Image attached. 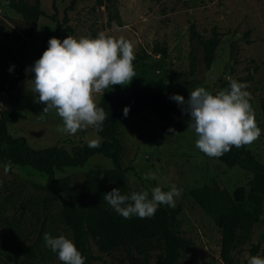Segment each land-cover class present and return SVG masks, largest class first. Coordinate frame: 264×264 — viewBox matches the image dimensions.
I'll use <instances>...</instances> for the list:
<instances>
[{
  "label": "rangeland",
  "instance_id": "1",
  "mask_svg": "<svg viewBox=\"0 0 264 264\" xmlns=\"http://www.w3.org/2000/svg\"><path fill=\"white\" fill-rule=\"evenodd\" d=\"M16 1L0 0V58L6 65L0 67V82L4 85H8L21 65L34 61L42 53V39L48 31H55L51 37L60 40L68 35L77 39L81 36L95 38L100 33L124 37L133 44L137 76L126 86L116 85L114 91L130 105L134 94L150 77L163 82L166 90L186 85L188 96L198 87L215 95L227 89L225 84L230 80L247 82L246 90L251 93L250 103L262 134L245 148L264 164L261 107L264 97V0H113L117 12L114 19L109 18L104 5H97L94 0L78 1L73 10H67L71 0H40L46 14L54 15L57 21L40 16L28 38L22 31L28 23L16 11ZM65 15L67 21L63 22ZM191 23L204 36H209L212 30L220 34L209 68L204 65L199 43L189 37ZM191 50L196 58L193 73H190ZM254 66L257 69L254 70ZM30 69L24 70L25 76L15 89L0 93V110L9 114L6 124L10 135L24 136L35 149L54 145L67 150L95 137L91 127L75 135L58 131L63 121L55 110L40 118L45 105L36 102L30 90L35 76ZM250 72L251 79L243 80ZM99 97L93 94L97 102ZM187 125L188 120L161 121L151 108L136 115L123 114L118 121L121 165L126 169L125 180L130 194L147 190L150 198L151 189L156 186L163 191H169L172 186L183 189L175 198V207H168L178 210L177 228L192 243L184 251L180 264H223L221 230L193 200L190 190L213 179L220 188L231 192L236 186H248L252 173L238 166H227L202 153L195 146V132ZM109 167L110 160L96 153L83 166L56 171L55 176H68L69 184L73 185L79 183L86 172ZM152 175L154 179H145ZM46 178L29 166H14L5 174L0 164V264H19L14 259L23 256L17 248L18 243L34 247L32 264H62L57 254L45 246L44 234L72 238L59 219V199L44 202L47 192L41 186ZM256 245V251L251 254L250 249ZM89 249L94 256L91 264H143L141 256L135 252L133 258L122 248L104 252L91 239ZM157 253V250L149 253L147 264H158ZM257 255L264 257V207L251 227L249 239L237 244L231 252L235 264H247L250 256Z\"/></svg>",
  "mask_w": 264,
  "mask_h": 264
},
{
  "label": "trees",
  "instance_id": "2",
  "mask_svg": "<svg viewBox=\"0 0 264 264\" xmlns=\"http://www.w3.org/2000/svg\"><path fill=\"white\" fill-rule=\"evenodd\" d=\"M78 1L71 0L67 10H73ZM97 5H104L110 19L117 17L113 0H94ZM52 7L55 8L54 1ZM16 11L21 15L27 28L22 31L26 38L30 37L40 16L50 17L57 21L54 15L49 16L41 7L40 0L28 2L17 0ZM67 21V16L63 22ZM60 26V23H57ZM247 34V32L245 33ZM55 35L48 31L41 44V51L46 49L47 39ZM219 33L212 30L209 36L199 33L194 23L189 25V37L196 40L202 50L204 65L209 68L219 43ZM42 53L35 59H39ZM21 55V53H19ZM190 73L195 67V55L191 50ZM34 60V61H35ZM34 61L21 65L14 73L8 85L0 82V93L15 89L25 74L24 70L31 68ZM0 67L6 65L0 58ZM257 69L254 66V70ZM251 72L243 80L251 79ZM229 87V81L226 82ZM116 86L107 90L99 97L98 106L108 113L102 131L96 136L101 138L100 146L89 147L88 141L74 146L69 150L61 146H46L33 148L24 136L13 137L8 132L6 119L9 114L0 110V164L11 161L14 166H29L33 170L46 175V182L41 188L46 191L44 202L59 199V219L70 232L72 241L82 253L85 264H91L94 256L90 253L89 240H93L99 250L107 252L122 248L130 258L133 252L141 256L143 264H147L150 252L157 250L158 264H180L185 250L191 246V240L178 230L176 225L177 209L160 205L152 218L140 219L133 216L125 219L119 215L104 199V194L113 188H119L121 194L130 195L125 180L126 169L121 165L122 145L118 139V121L123 115L125 106L131 114H140L146 108H151L161 121L169 119L189 120L181 106L170 99L173 94H179L187 100L188 88L179 85L166 90L163 82L150 77L134 94L133 104H128L114 91ZM213 94V93H212ZM214 95V94H213ZM264 124V97L261 100ZM91 140V139H90ZM101 154L111 162V167L90 170L77 184L70 185L68 176L56 177V171L69 167L83 166L94 154ZM227 166H238L252 173L248 186H236L231 192L220 188L215 180L190 190L193 200L210 215L221 230L220 257L223 264H235L231 256L235 246L249 239L252 225L258 221L264 207V164L247 148L232 149L217 158ZM258 245L250 249L253 254ZM17 248L23 256L14 257L19 264H32L34 247L30 244L18 243Z\"/></svg>",
  "mask_w": 264,
  "mask_h": 264
},
{
  "label": "clouds",
  "instance_id": "3",
  "mask_svg": "<svg viewBox=\"0 0 264 264\" xmlns=\"http://www.w3.org/2000/svg\"><path fill=\"white\" fill-rule=\"evenodd\" d=\"M134 60L133 44L124 37L114 38L104 33L95 38L81 36L77 39L68 35L60 40L50 37L48 47L30 69L35 73L30 90L35 94L36 102L45 105L40 118L55 110L63 121L57 129L62 133L75 135L89 127L102 131L108 113L98 106L93 94L102 96L113 86L130 84L137 76ZM247 87V82L233 79L229 81L228 89L215 95L198 87L189 93L187 100L179 94L170 97L181 106L182 112L188 114L187 128L197 136L195 146L208 157L219 158L232 147L250 146L261 136ZM128 112L129 108L125 106L123 114L127 116ZM169 131L174 132L173 129ZM100 143L98 136L88 141L89 147L98 148ZM11 169V161L3 165L5 174ZM154 178V175L145 177ZM182 192L183 189L176 186L169 191L156 186L151 189L149 198L147 190L124 195L117 187L105 193L104 199L125 219L133 216L148 219L156 214L160 205L175 207V198ZM44 241L62 264H85L86 257L63 234L53 237L45 233ZM247 264H264V257L250 256Z\"/></svg>",
  "mask_w": 264,
  "mask_h": 264
}]
</instances>
